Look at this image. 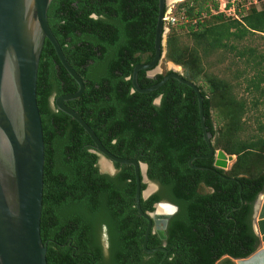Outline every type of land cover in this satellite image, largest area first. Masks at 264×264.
<instances>
[{
	"label": "trees",
	"instance_id": "16d2710c",
	"mask_svg": "<svg viewBox=\"0 0 264 264\" xmlns=\"http://www.w3.org/2000/svg\"><path fill=\"white\" fill-rule=\"evenodd\" d=\"M247 1L241 0L243 6ZM218 5V0L177 4V17L166 24L164 44V60L179 66L182 78L201 96L213 149L235 156L228 171L213 173L187 165L191 157L207 153L194 92L174 79L149 93L131 87L133 67L153 58L157 0L51 1L47 25L84 87L65 105L111 155L145 164L146 178L156 190L139 199L142 212H152L160 202L176 210L167 220L163 242L156 234L147 237L146 248L161 247L166 253L145 254L141 243L146 221L134 207L132 166L112 163L113 174L103 171L101 155L80 126L50 108L49 99L74 93L77 85L45 40L35 99L44 151L39 235L46 264H233L229 258H245L255 251L258 239L251 214L264 189V157L259 161L264 155V125L248 132L246 114L264 94L259 87L264 77L245 81L246 92L251 88L258 94L246 101L237 98L225 80L206 73L203 61L227 50L255 62L252 50L240 51L232 42L256 33L264 37V9L250 5L244 15L247 9L238 11L237 4L240 19H234L218 12ZM184 30L190 46L180 41ZM169 73L147 78L140 70L137 86L148 88ZM191 164L212 168V158ZM145 187L140 184L141 191ZM224 256L228 258L220 260Z\"/></svg>",
	"mask_w": 264,
	"mask_h": 264
},
{
	"label": "water",
	"instance_id": "95a60500",
	"mask_svg": "<svg viewBox=\"0 0 264 264\" xmlns=\"http://www.w3.org/2000/svg\"><path fill=\"white\" fill-rule=\"evenodd\" d=\"M52 0H0V264H46L45 245L39 235L42 201V171L44 162L43 140L40 117L36 105V72L38 60L46 40L64 71L75 82L74 93L54 99L56 110L74 120L91 140L101 158L110 164L109 174H113L112 163L130 165L134 174V207L146 221L141 249L145 254L166 251L161 248H146L149 233H155L164 240L163 231L175 207L168 203H156L152 212H142L139 199L145 200L155 187L146 178V166L135 159H122L106 151L91 129L65 102L75 100L83 91V82L69 66L53 37L46 21L47 8ZM172 1V0H170ZM168 0H157V16L153 35V58L146 64L133 67L130 83L133 91L149 93L157 90L168 79L189 87L195 94L198 105L199 124L202 140L207 148L205 155L191 157L187 161L190 169L224 171L233 156L214 150L211 134L204 125L201 96L196 86L182 78L174 69L158 83L141 89L136 77L140 70L146 77L156 75L158 63L164 55L163 17ZM172 68L174 66L171 65ZM158 99L154 100V104ZM212 158V168L193 166L192 161ZM104 161V162H105ZM224 178V176L220 175ZM233 180V179H230ZM140 184L146 187L140 190ZM240 194V187H238ZM159 205L170 207V212L159 215L155 209ZM242 201L240 199V209ZM251 228L258 239L253 253L245 258L230 260L234 264H264V189L252 205Z\"/></svg>",
	"mask_w": 264,
	"mask_h": 264
},
{
	"label": "rangeland",
	"instance_id": "374dc122",
	"mask_svg": "<svg viewBox=\"0 0 264 264\" xmlns=\"http://www.w3.org/2000/svg\"><path fill=\"white\" fill-rule=\"evenodd\" d=\"M184 0H168L166 8H165V14L172 17H177L176 14V6L177 4L181 3ZM235 3V2H233ZM242 3V2H241ZM219 8L222 9L224 7V0L219 1ZM236 4V3H235ZM231 8V10L226 11L230 15H237V13H234L233 11L236 10V5ZM243 4V3H242ZM256 11H261L264 9V0H257L255 6ZM247 11L243 12L247 14L250 5L246 4ZM243 15V16H244ZM238 19L240 17L238 16ZM165 32L163 33V44H165V36L168 32L167 26L164 25ZM180 35V41L184 44L191 45V40L188 38L185 30L179 32ZM232 44L239 49L240 51H247L252 50L253 57L251 59H255V62H247L244 57L240 58L235 55L234 52H229L227 50L217 51L214 54H211L209 57H207L203 63H204V70L206 73L215 75L217 77H220L221 79L225 80L227 83H229L231 86H233V92L234 95L237 98L245 99L246 101L251 100L252 98H257L258 94L257 92L252 91L251 88H249L246 92V82L251 78H255L257 75H260L264 77V37L259 34H252L247 35L244 39L236 42H232ZM164 50V45H163ZM165 54V50H164ZM262 59V60H261ZM250 60V59H249ZM261 60V61H260ZM257 61L259 64L257 65ZM174 66V68L171 67ZM156 74H164L165 72H170L171 69H174L175 72L181 74L182 69L172 64L169 61L164 60V55L160 62L158 63V66L156 68ZM260 88L264 87V82L260 84ZM259 125H264V94L262 97L258 98V104L256 105L255 109H249V112L246 114V129L250 133H253V131H256ZM247 132V133H248ZM246 133V134H247ZM245 134V135H246ZM264 149V146H263ZM220 150V149H216ZM226 155V154H225ZM233 156V155H232ZM259 161L263 159L264 155H259ZM235 156H233V161L231 163H227V167L224 170V172L228 171L232 163L234 162ZM100 159V166L103 171L109 172L110 170V164ZM227 257H222L220 260L225 259ZM233 263V262H232ZM234 264V263H233Z\"/></svg>",
	"mask_w": 264,
	"mask_h": 264
},
{
	"label": "built area",
	"instance_id": "2783aa9c",
	"mask_svg": "<svg viewBox=\"0 0 264 264\" xmlns=\"http://www.w3.org/2000/svg\"><path fill=\"white\" fill-rule=\"evenodd\" d=\"M219 1H222V0H219ZM233 2H235V3H233ZM256 2H257V0H248L246 3H245V5L243 6V4L241 3V0H229L228 2L227 1H225L224 0V7L222 8V9H220L219 8V5H218V12H223V13H225V15L226 16H228L229 14H230V12L228 13L227 12V14H226V11H228V10H231V8L234 6V4L235 5H237V4H242V5H238V11H239V9L243 6L244 7V9H246V4H249V5H254L255 6V4H256ZM234 13H236V10L235 11H233ZM231 17H233L234 19H238V16H236V15H230ZM173 21H174V18L172 17V16H167L166 14L164 15V17H163V23H164V25H166V24H168V23H173Z\"/></svg>",
	"mask_w": 264,
	"mask_h": 264
},
{
	"label": "bare ground",
	"instance_id": "6f19581e",
	"mask_svg": "<svg viewBox=\"0 0 264 264\" xmlns=\"http://www.w3.org/2000/svg\"><path fill=\"white\" fill-rule=\"evenodd\" d=\"M155 211L159 215H165L170 212V207L166 205H159L158 207H156Z\"/></svg>",
	"mask_w": 264,
	"mask_h": 264
},
{
	"label": "flooded vegetation",
	"instance_id": "af4514ba",
	"mask_svg": "<svg viewBox=\"0 0 264 264\" xmlns=\"http://www.w3.org/2000/svg\"><path fill=\"white\" fill-rule=\"evenodd\" d=\"M54 100H52V99H49V106H50V108H52V107H54ZM101 159V158H100ZM150 183V182H149ZM151 185H153L154 187H155V190H156V186L153 184V183H151Z\"/></svg>",
	"mask_w": 264,
	"mask_h": 264
},
{
	"label": "clouds",
	"instance_id": "9594fccd",
	"mask_svg": "<svg viewBox=\"0 0 264 264\" xmlns=\"http://www.w3.org/2000/svg\"><path fill=\"white\" fill-rule=\"evenodd\" d=\"M232 156V155H231ZM224 172V171H223ZM148 198V197H147ZM175 210H176V208H175ZM175 210H174V212H175ZM173 215V214H172ZM165 230V229H164ZM152 234H155V233H152ZM163 235H164V231H163ZM159 239V238H158ZM160 240V239H159ZM164 240H165V235H164ZM164 240H160V241H164ZM224 257H227V256H224ZM228 258V257H227ZM230 259V258H229Z\"/></svg>",
	"mask_w": 264,
	"mask_h": 264
}]
</instances>
